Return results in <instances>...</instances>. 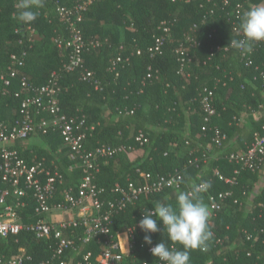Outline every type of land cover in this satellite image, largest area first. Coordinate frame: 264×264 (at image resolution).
<instances>
[{
    "label": "trees",
    "instance_id": "16d2710c",
    "mask_svg": "<svg viewBox=\"0 0 264 264\" xmlns=\"http://www.w3.org/2000/svg\"><path fill=\"white\" fill-rule=\"evenodd\" d=\"M60 1L70 4L73 0ZM236 1L243 6L239 17L234 11ZM17 2L0 0V76L9 78L8 84L0 79V122L11 126L20 119V101L30 93L21 85L20 79L24 76L33 86L56 80L60 111L68 117H84L86 126L93 127L86 131L87 148L102 143L140 146L134 136L142 130L148 137L145 157L129 161L126 151H121L112 158L100 159L94 182L105 189L102 197L116 199L119 194L112 191L113 185L117 182L124 186L127 180L142 182L138 171L151 172L154 176L181 174L177 188L164 187L159 192L142 195L112 215L114 233L135 226L130 237V252L122 264H154V256L147 251L150 245L143 240L145 233L137 226L140 215L153 208L156 201L174 204L178 192L188 191L202 181L210 184L200 193L207 206L209 193L230 187L213 176L217 169L224 175L232 174L233 165L225 158L229 152L236 151L228 143L229 130L242 133L237 140L242 145L246 142L248 147L253 133L261 132L264 125L260 107L264 95H261L259 81V73L264 72V41L253 45L250 64H245V58L230 45L232 39L242 37L241 14L258 0H231L226 6H222L221 0L96 1L82 15L79 25L87 45L82 51L81 65L73 70L65 67L69 48L58 46L56 42L68 38L71 32L57 15L53 0H43L37 18L31 23H22L16 18ZM211 8L213 13L207 14ZM162 21L170 24V36L160 50L151 55L147 49L154 37L161 34ZM233 24L239 27V32L233 29ZM186 37L196 43L189 46L191 62L179 71L176 48L187 46ZM93 41L98 44H88ZM217 45L220 49L214 50V55L208 59L212 47ZM224 47H228L227 50H223ZM137 49L141 50L140 54ZM11 55L23 59L14 77L8 75ZM117 56L124 60L112 65ZM86 71L90 76H84ZM204 87L213 90L212 104L216 109L208 123L203 122L204 111L199 104ZM179 95L182 102L177 100ZM242 110L257 111L260 120L251 119L246 128L237 126ZM114 114L119 119H112ZM31 115L34 122L49 117L32 108ZM186 122L190 125L187 130ZM127 123L133 124L130 129H125ZM203 125L207 127L204 130ZM215 127L227 134L220 146L211 141ZM33 133L50 141L52 151L58 143L63 144L57 129L49 127L42 132L36 126ZM15 148L26 162H42L52 171L51 156L43 150L33 156L27 149L18 145ZM64 148L67 153L57 159L55 167L63 181L56 184L51 199L53 205L64 202L65 190L75 188L83 174L78 162L69 158V149L65 145ZM213 151L218 154L211 158ZM70 164L74 165L72 169L68 168ZM257 172L239 175V183L232 188L240 203L227 198L215 215L209 217L213 238L206 252L190 250V264H264V183L253 189ZM41 179L44 180V175ZM3 186L0 183V188ZM25 201L26 205L17 209L19 217L24 222L34 221V199L29 194ZM157 224L160 230L150 234L152 244L164 240L169 247H182L171 242L159 221ZM71 230H66L65 234L70 235ZM81 231V228L75 229L76 233ZM55 244L54 238L37 239L22 231L0 237V252L5 259L30 255L32 263H36L51 258ZM76 245L75 250L65 252V258L72 259H68L69 264L80 263L87 251L94 260L98 253L95 240L78 241Z\"/></svg>",
    "mask_w": 264,
    "mask_h": 264
},
{
    "label": "built area",
    "instance_id": "2783aa9c",
    "mask_svg": "<svg viewBox=\"0 0 264 264\" xmlns=\"http://www.w3.org/2000/svg\"><path fill=\"white\" fill-rule=\"evenodd\" d=\"M96 1L100 0H73L70 4L53 0L57 15L67 24L71 32L68 38H60L56 41L58 46L69 48V61L65 66L67 70H73L82 63V51L87 42L82 35V28L79 24L83 13ZM230 2L231 0H221L222 6L228 5ZM242 8V4L236 1L234 10L236 17H239ZM213 11V8H211L206 13L212 14ZM159 28L161 34L154 37L153 44L147 49L151 55L159 51L164 40L170 36L171 26L167 21H162ZM233 29L239 32V27L236 24H233ZM184 43H187V46L179 45L176 48L180 61L179 71L191 62L189 46L195 44L196 41L193 38L186 37ZM88 44L97 45L98 42L93 41ZM227 48L224 47L223 50H227ZM219 49L218 45L212 47L208 59L214 55V50ZM238 51L245 58V64H250L252 51L250 53ZM136 52L140 54L141 50L137 49ZM11 59L8 75L14 77L17 68L23 65V59L16 55H11ZM123 60L120 56H117L112 65ZM150 75L148 73L147 77H150ZM84 76H90V72L86 71ZM0 79L4 84L9 83V78L4 75H1ZM20 80L22 87L30 91L27 95L22 96L20 101V119L16 120L11 126L0 122V183L4 185L0 188V237L25 231L31 233L37 239L54 238L56 244L49 259L32 263L30 255L5 259L0 252V264H69V260L65 258V252L75 250L78 241L87 243L92 240H95L98 245L97 255L92 261L91 252L87 251L78 264H122L130 252V237L135 226L114 233L111 228L113 213L123 209L129 203L135 202L142 195L159 192L164 187L177 188L181 174L154 176L151 172L138 171L142 182L137 184L134 181L127 180L124 186L116 182L112 187V191L118 193L119 197L116 199L107 196L102 197L101 195L105 193V189L94 182L95 175L99 170V160L112 158L118 152L125 151L127 147L102 143L87 148L85 144L86 131L93 129V127L86 126L84 117H68L60 111L57 99L59 86L56 80L53 79L40 86L29 84L24 76ZM259 81L264 95V72L259 73ZM213 96L214 92L211 88L204 87L202 89L199 104L204 111V123H208L212 116L216 114V109L212 104ZM31 108L36 113L45 112L49 117L40 118L37 122H34ZM36 126L42 132H46L49 127L57 129L63 144L69 149V158L77 161L82 169L83 174L79 183L75 188L65 190L63 193L64 202L60 204L53 205L51 203L56 184L63 181V176L59 170L53 167L50 171L43 166L42 162L28 163L15 147L8 145L16 140L26 139ZM206 128V125H203L202 129ZM226 138L225 131L217 127L213 129L211 141L215 145L220 146ZM134 140L140 146L148 143V137L142 130H139L134 136ZM225 158L233 165L232 174L224 175L217 169L213 176L230 187L216 193H209L207 207L210 216L215 215V211L221 208L227 198L232 199L233 203H240L239 199L234 196L232 188L239 183V175L243 172L257 171L264 165V125L261 127V132L255 131L253 133L252 141L246 149L229 152L225 155ZM42 175H44V180L41 179ZM29 194L34 199L33 214L36 219L24 222L19 217L17 209L26 205L25 200ZM242 194H245V191H242ZM71 209H80L83 213L58 221H50L45 218L47 214L54 211ZM142 215H140L138 221L142 218ZM76 228H81L82 231L76 233ZM66 230H71L70 235L65 234ZM122 234L125 235L126 239L124 245H122L124 242L120 239ZM154 245L148 246V253L151 254L150 248ZM128 248L129 251L127 252ZM154 259V264H163L158 258L154 257Z\"/></svg>",
    "mask_w": 264,
    "mask_h": 264
},
{
    "label": "clouds",
    "instance_id": "9594fccd",
    "mask_svg": "<svg viewBox=\"0 0 264 264\" xmlns=\"http://www.w3.org/2000/svg\"><path fill=\"white\" fill-rule=\"evenodd\" d=\"M43 0H18L16 18L22 23L33 22ZM242 38L232 39L231 47L250 53L256 42L264 41V0L248 7L240 17ZM210 184L201 182L188 191L177 193L175 203L156 201L154 207L143 212L138 227L145 233L143 240L152 245L151 233L159 231L157 221L167 237L181 248L169 247L164 240L150 248L151 254L163 264H190V250H208L213 234L209 228L210 212L200 197Z\"/></svg>",
    "mask_w": 264,
    "mask_h": 264
},
{
    "label": "crops",
    "instance_id": "0c3cea01",
    "mask_svg": "<svg viewBox=\"0 0 264 264\" xmlns=\"http://www.w3.org/2000/svg\"><path fill=\"white\" fill-rule=\"evenodd\" d=\"M261 95L263 96V93ZM177 100L179 102H182V98L180 97V95L177 96ZM260 107L263 109V111L261 113L264 114V101H263V103H261ZM101 112H103V111H101ZM259 115L260 114H258V112L255 110H253V111L242 110L239 113L236 125L237 126L239 124L244 125L246 128L250 125L251 119L254 122L260 120ZM112 119L117 120V119H119V117L117 114H114V115H112ZM185 124H186V130L189 129V127H190L189 123L186 122ZM132 125H133L132 123H127L125 125V129H130ZM146 128H148V127H146ZM239 134H237L236 132H233V130H229V132H228V136H229L228 143L233 148L232 150H236V151L237 150H244L247 147L246 142H244L243 145L241 143L239 144V141L237 140V138H241L242 133L240 135ZM8 145H10L12 147H15L16 145H18L22 149H27L29 154L30 155L33 154V156L35 155L34 154L35 152H37V151L39 152L40 150H43L49 156H51V160H50L51 165H53L54 167L57 166L56 165L57 159H62L63 157H65V154L67 153V152L66 153L64 152V150L66 148H64V145L62 143H58L54 147V150L52 151L50 141L45 140L42 136L39 135V133H33L28 138H26L24 140H16L14 142L9 143ZM135 145H136L135 143L134 144L127 143V145H126L127 148L125 150L126 151L125 154H126L129 161L141 159V158L145 157V155L147 153V148H146L147 144H146V146L145 145L144 146H137V145L135 146ZM217 154H218L217 151H213L210 153V157L214 158ZM52 156H53V158H52ZM73 166L74 165L70 164L68 168L72 169ZM257 177H258L257 180L256 181L254 180V186H253L254 190L256 189L257 185L259 187V186H262L264 183V165L258 170ZM248 182H251V179L250 180L248 179ZM56 212H58V214H55ZM82 213L83 212L80 209H76L73 211H70V210H65V211H60V212L54 211L50 214H47L45 216V218L47 220H50V221H58V220H61V219L67 218V217H75V216H78L79 214H82ZM120 239H121V241H123L126 244L125 235L122 234L120 236ZM128 251H129V248L127 249V252ZM72 253L70 255H72ZM68 259L72 260L71 257H68Z\"/></svg>",
    "mask_w": 264,
    "mask_h": 264
},
{
    "label": "rangeland",
    "instance_id": "374dc122",
    "mask_svg": "<svg viewBox=\"0 0 264 264\" xmlns=\"http://www.w3.org/2000/svg\"><path fill=\"white\" fill-rule=\"evenodd\" d=\"M73 210H75V209H71L70 211H73ZM60 212V211H59ZM55 214H58V212H56Z\"/></svg>",
    "mask_w": 264,
    "mask_h": 264
},
{
    "label": "bare ground",
    "instance_id": "6f19581e",
    "mask_svg": "<svg viewBox=\"0 0 264 264\" xmlns=\"http://www.w3.org/2000/svg\"><path fill=\"white\" fill-rule=\"evenodd\" d=\"M125 243H122V245H124ZM124 248H125V246H124ZM126 249V248H125Z\"/></svg>",
    "mask_w": 264,
    "mask_h": 264
}]
</instances>
